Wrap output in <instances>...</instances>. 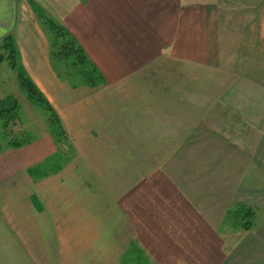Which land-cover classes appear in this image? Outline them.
Masks as SVG:
<instances>
[{
	"label": "crops",
	"instance_id": "obj_1",
	"mask_svg": "<svg viewBox=\"0 0 264 264\" xmlns=\"http://www.w3.org/2000/svg\"><path fill=\"white\" fill-rule=\"evenodd\" d=\"M17 1L0 0L2 37L6 25H15L17 33L18 25L25 32L29 26H38L31 12H17L21 5ZM36 1L75 35L110 81V86L100 91L69 87L72 95L67 105L78 121L68 119L69 124H65L78 155L68 166L62 162L53 168L57 161L54 156L51 167L59 172H52L36 186V192L47 196L70 195L81 208L90 207L91 200H95L107 211L115 210L118 225L97 226V231L87 230L83 238L84 246L99 248L90 264L129 262L135 241L158 264H264L257 259L264 253L262 140L261 149L250 147L249 154L240 152L247 154L241 160L237 157L239 148H225L223 140L206 129L208 125L219 129L223 123L234 130L238 113L258 129V137L264 138V14L253 13L252 4L257 0L243 8L245 14L232 15L216 14L211 0ZM257 9L264 11V0ZM43 46L27 56L39 85L43 78L51 81L45 73L49 68L48 49ZM31 51L26 49V53ZM237 52L244 56V72L220 63L214 66V58L231 61ZM173 58L185 66L179 64L178 83L164 81L162 97L157 96L156 85L146 95L140 92L132 98L121 96L122 87H129L126 85L140 75L162 73L167 69L165 64L175 62ZM62 85L66 88L65 83ZM237 87L241 88L238 95ZM103 90L105 93H98ZM107 90L119 92L109 94ZM211 120L217 123L210 124ZM209 148L227 155L211 160ZM55 151L52 141L38 142L30 151L21 152L24 160L15 168L44 163ZM142 155L145 161L140 160ZM122 168L130 170L125 175ZM221 170L230 173L221 175ZM96 171L99 176H93ZM221 178L242 186L237 191L242 195L239 200L259 202L263 209L259 223L242 236L249 250L247 260H235L236 253L228 248L236 245H227L209 218L214 213L197 200V194L202 195L198 190L207 194L208 189L203 188L220 184ZM183 185H193L197 191H187ZM111 222L109 219V225ZM55 239L59 240L58 235ZM25 244L14 238L11 245L15 250L5 254L10 257L7 260L12 264L17 259L25 264H45L54 259L43 252L40 243L28 247L36 258L32 257Z\"/></svg>",
	"mask_w": 264,
	"mask_h": 264
},
{
	"label": "rangeland",
	"instance_id": "obj_2",
	"mask_svg": "<svg viewBox=\"0 0 264 264\" xmlns=\"http://www.w3.org/2000/svg\"><path fill=\"white\" fill-rule=\"evenodd\" d=\"M211 1L216 7H214L216 14L232 15L234 13L245 14L243 8H246L252 0ZM17 2V4H21L17 8V12L19 10V13H24L25 9L28 10L33 14L38 26H29L28 31L25 32L22 30L23 26L18 25L17 33L15 25H6L5 34L3 37L0 36V264H12L7 260L10 257L5 254L14 252L15 249H12L11 245L14 238L19 243H26L24 248L32 257L35 256L31 254L32 252L28 247L30 245L34 247L35 243L42 244L43 252H49V256L54 257V259L50 258L49 261L46 260L45 264H90L91 258L94 253L98 252L99 248L84 246L83 238L87 230L97 231V229H94L97 226L110 228V226L118 225L120 219L115 210L107 211L105 205H101V202L97 205L95 200H91L92 205L90 207L81 208L79 204H76V201L71 199L70 195L62 196L59 193L47 196L45 193L41 194L40 191L36 192V186H39L42 179L46 180L53 173L57 174L59 172L57 168L53 172V168L62 164V162L65 166H68V162L74 161V158L78 155L74 150L76 147L75 142L69 137V131L65 124V122H67V125L69 124L68 119H73V122L78 121V117L71 111V106L67 105L72 95L70 88L83 86L91 91H100L102 88L110 86V81L103 69L93 60L91 54L75 38V35L61 24L76 39L78 45L81 46L90 61L98 69L100 80L93 77V83L86 84L81 79V74L77 72L79 68L73 69L70 63L63 61L62 57L59 58L56 47L53 48V35L49 32L42 17L46 15L51 18L50 12L39 6L36 0H18ZM259 2L260 0H257L252 4L253 13L263 15L264 11L257 9ZM31 13L25 15L31 17ZM46 16L45 22L48 20ZM38 31L43 36H39ZM43 44V47L48 49L49 68L45 73L50 75L51 81L43 78L39 85L34 78V74L31 73L33 69L31 58H27V56L33 55L39 45ZM29 48L32 51L26 53V49ZM230 60L228 61L227 58H214V66L220 63L226 68L238 69L239 73L244 72V56H239L237 52L236 56L231 57ZM174 61L165 64L167 69L162 73L155 71L154 73L140 75L132 83L126 85L129 87L120 89L121 96L132 98L140 92L146 95L156 85L157 96L162 97L164 95L165 80L174 84L181 79L178 76L181 71L180 65H185L175 59ZM234 62H236V65ZM25 77L35 84L39 96L30 95L22 88L21 80L23 81ZM170 78L174 80L171 81ZM161 81L163 83L159 85ZM64 83L66 88L62 87ZM146 84L150 86L146 87ZM104 90L98 93H103ZM236 91L237 95L240 94L241 88L237 87ZM107 92L113 94L119 91L107 90ZM160 102H163V100H160ZM241 116H238L237 113L236 118H234L236 119L234 130L224 127L223 123H220L219 129H213L212 125L206 126V129L213 132L218 140H223L225 148L229 145L236 149L239 148L237 157L245 160L244 157L249 154L247 152L250 151V147L251 150L258 147L261 140L260 146L264 148V138L258 137L256 134V132L259 134L258 129L251 124L249 125ZM216 123L214 120L210 121V124ZM58 126L62 128L63 136L56 134ZM213 137L214 135L211 137L212 141ZM47 140L52 141L56 149L51 157H47L44 163H33L22 170L15 168L17 164L20 166L22 160H24V155H21L22 151L28 152L34 148L36 143ZM260 146L258 148L261 149ZM209 152H211V160L215 158L221 160L227 155L220 152V150L213 152L212 148H209ZM240 152H246L247 154ZM54 156H56L57 161L52 168L51 159ZM146 159L144 155L140 157L142 161ZM114 163L119 165L117 161ZM111 165L113 166V163ZM118 170L119 167H117ZM129 170L122 168L121 173L125 174ZM221 171H223L220 172L221 175L230 173L229 170ZM93 176H99L98 171L94 172ZM228 176L230 175L228 174ZM228 179L221 178L219 179L221 180L220 184L205 186L203 190L207 191L208 189L207 194L201 190L197 191V188L193 185H183L182 187L187 191L195 189L197 192L202 193L201 196L197 194V200L204 206H208V212L214 213L209 218L214 222L219 233L226 238L227 245L229 247L236 245V247L228 249L230 251L234 250L236 261L240 258L241 261L244 258L246 259V253L249 254V250L244 246L242 236L259 223L263 209L259 206L258 201L255 204H248L239 200L242 199V195L238 194L237 191H240L242 186L228 184L224 181ZM212 196H218L219 198L215 200L211 198ZM232 197H234L233 200ZM82 202L87 203L86 201ZM113 203L116 204V198ZM226 206L227 209L225 210ZM204 211L207 210L204 209ZM215 212L219 213L216 214ZM109 219H112L111 225H109ZM127 225L128 223L125 221L124 226ZM57 235L60 241L55 239ZM129 245H131V240ZM134 245L137 250L135 249L129 253V262L121 264H158L154 263V260L150 258V254L148 255L139 248L136 241ZM263 258L264 253L263 256H259L257 259L263 262ZM15 264H25V262L22 259H17Z\"/></svg>",
	"mask_w": 264,
	"mask_h": 264
},
{
	"label": "trees",
	"instance_id": "obj_3",
	"mask_svg": "<svg viewBox=\"0 0 264 264\" xmlns=\"http://www.w3.org/2000/svg\"><path fill=\"white\" fill-rule=\"evenodd\" d=\"M45 16L42 17L44 18V23L49 29V32L53 35V48L56 47L59 58L62 57L64 59L63 61H65L66 63H70L73 69L79 68L77 69V72L81 74V79L85 81L86 84L90 85L91 83H93V77L96 80L98 78L100 80V75L98 74L97 67L90 61L89 57L83 51L81 46H79L76 42V39L65 29V27H63L52 18H48L46 16L48 20L45 22ZM71 37H73L74 39ZM21 86L30 95L39 96L37 87L29 78L25 77L23 81L21 80ZM56 134L59 136H63L62 128L60 126H58Z\"/></svg>",
	"mask_w": 264,
	"mask_h": 264
}]
</instances>
